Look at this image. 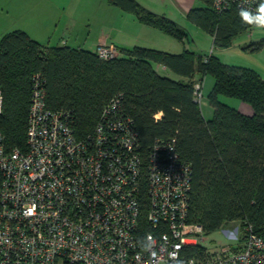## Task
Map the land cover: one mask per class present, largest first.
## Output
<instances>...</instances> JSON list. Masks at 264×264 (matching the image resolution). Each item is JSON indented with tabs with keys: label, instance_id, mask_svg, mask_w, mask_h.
<instances>
[{
	"label": "built area",
	"instance_id": "built-area-1",
	"mask_svg": "<svg viewBox=\"0 0 264 264\" xmlns=\"http://www.w3.org/2000/svg\"><path fill=\"white\" fill-rule=\"evenodd\" d=\"M260 2L212 5L223 12L232 5L254 10ZM96 54L109 59L120 50L102 43ZM32 81L25 149H6L0 132V264H264V238L248 222L224 230L240 241L236 247L218 243L215 250L185 254L205 234L188 219L191 167L174 137L143 150L121 94L78 137L68 110L47 107L42 75L34 73ZM194 88L199 102L200 82ZM2 105L0 89V111ZM148 234L155 256L141 248Z\"/></svg>",
	"mask_w": 264,
	"mask_h": 264
},
{
	"label": "trees",
	"instance_id": "trees-1",
	"mask_svg": "<svg viewBox=\"0 0 264 264\" xmlns=\"http://www.w3.org/2000/svg\"><path fill=\"white\" fill-rule=\"evenodd\" d=\"M198 1L204 6L190 8L187 19L210 33L214 45L228 47L232 38L252 28L241 22L239 7L217 12L213 0ZM108 2L179 40L187 36L183 26L138 0ZM263 44L261 39L249 46L258 50ZM212 52L169 53L135 45L101 59L96 49L45 47L24 30L8 31L0 38V132L5 147H26L36 72L44 78L47 107L68 110L78 137L91 132L103 105L121 94V107L132 119L143 150L147 152L157 138L174 137L180 158L190 165L189 221L200 224L205 234L226 222H248L264 238V79L255 69L226 64ZM153 63L182 78L160 74ZM205 75L214 79L207 95L214 110L209 120L202 116L194 88ZM220 96L250 104L253 113H241ZM158 112L161 116L156 119ZM143 201L145 212V195ZM204 250L194 245L184 252L198 255Z\"/></svg>",
	"mask_w": 264,
	"mask_h": 264
},
{
	"label": "rangeland",
	"instance_id": "rangeland-1",
	"mask_svg": "<svg viewBox=\"0 0 264 264\" xmlns=\"http://www.w3.org/2000/svg\"><path fill=\"white\" fill-rule=\"evenodd\" d=\"M62 5L64 6H56L54 0H0V38L5 32L21 29L32 33L42 42L47 39L54 43L59 40L63 26L67 22L73 38L78 36L81 43L86 39L91 44L102 33L109 31L111 23L119 24L122 20L117 6L110 4L108 0H66V6ZM199 6L204 4L199 1ZM178 24L187 32L183 40L161 30L172 44V46L166 44V47H170V50L167 48L169 53H174L171 51L183 53L188 50L197 55L209 54L213 51V55L226 64L245 66L264 72V44L258 50H252L249 46L250 43L264 39V30L253 27L232 38L228 47H219L214 45L210 33L189 19L184 25ZM236 225H240V222H226L220 228L204 234L203 240L199 243L211 250L218 248V243L236 247L240 241L229 238L224 232Z\"/></svg>",
	"mask_w": 264,
	"mask_h": 264
},
{
	"label": "crops",
	"instance_id": "crops-1",
	"mask_svg": "<svg viewBox=\"0 0 264 264\" xmlns=\"http://www.w3.org/2000/svg\"><path fill=\"white\" fill-rule=\"evenodd\" d=\"M55 5L60 7L66 6V0H54ZM143 6L146 8L160 14L167 16L174 21L184 25L187 21V12L192 7H198L199 1L198 0H138ZM120 12L119 15L122 18L119 24L113 22L110 24L109 31L107 33H102L94 43L92 42L89 44L86 39L84 42L81 43V40L78 36L72 37V31H69L70 25L66 22L63 26L62 35L59 37V40L56 42H50L49 40L45 39V41H41L32 33H29L25 30L28 35L38 41L41 45L48 47L53 45H68L70 47H79V48H87L89 50L94 51L99 44L106 43V44H113L119 50L120 49H129L135 45L144 46L155 48L163 51H168L172 46L171 42H169L166 34H164L161 30L157 27H154L149 24L142 23L139 21L133 13L126 12L119 7H117ZM6 33V32H5ZM4 33V34H5ZM70 34V35H67ZM69 36V37H66ZM71 43V44H69ZM168 48V49H167ZM170 50V49H169ZM177 52V51H171ZM223 62V61H222ZM154 69L159 72L160 74L167 75L173 79H180L182 77L174 74L165 66L153 63ZM260 76L264 79V72H260L259 70L255 69ZM195 80H198V75H195ZM201 84V89L204 91L202 92V97L198 102L200 105V110L202 116L205 120H209L213 116V107L210 105L207 95L213 87L214 79L210 75H205L201 80H199ZM220 101L223 103L236 108L243 114L251 115L253 113V109L250 104L235 99L231 97L220 96Z\"/></svg>",
	"mask_w": 264,
	"mask_h": 264
},
{
	"label": "clouds",
	"instance_id": "clouds-1",
	"mask_svg": "<svg viewBox=\"0 0 264 264\" xmlns=\"http://www.w3.org/2000/svg\"><path fill=\"white\" fill-rule=\"evenodd\" d=\"M244 3H247V0H244ZM239 16L243 24L253 26L256 29L264 30V0H261V2L256 6L254 10L241 6ZM148 241H152L153 243H148ZM154 243L155 241L153 237L151 236V234H148L145 237V243L141 248L143 251L150 253L152 256H155V252L153 251ZM170 255L172 259H175L177 253L174 252ZM177 264H185V261L179 260L177 261Z\"/></svg>",
	"mask_w": 264,
	"mask_h": 264
}]
</instances>
